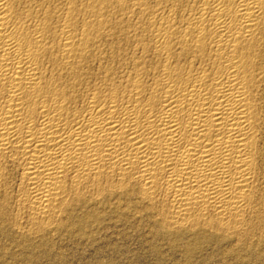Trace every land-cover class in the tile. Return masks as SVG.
<instances>
[{
	"label": "bare ground",
	"instance_id": "1",
	"mask_svg": "<svg viewBox=\"0 0 264 264\" xmlns=\"http://www.w3.org/2000/svg\"><path fill=\"white\" fill-rule=\"evenodd\" d=\"M123 209L264 249V0H0V251Z\"/></svg>",
	"mask_w": 264,
	"mask_h": 264
},
{
	"label": "rangeland",
	"instance_id": "2",
	"mask_svg": "<svg viewBox=\"0 0 264 264\" xmlns=\"http://www.w3.org/2000/svg\"><path fill=\"white\" fill-rule=\"evenodd\" d=\"M125 210L86 224L82 233L49 237L39 249L41 254L16 252L25 244L4 251L7 254L0 251V264H264V249L249 246L251 241L242 244L239 256L230 254L234 248L228 242L215 241L202 243L188 255L186 249L192 243L186 236L165 237V230L149 215ZM70 218L65 215L63 220ZM2 244L17 245L19 240H2Z\"/></svg>",
	"mask_w": 264,
	"mask_h": 264
}]
</instances>
